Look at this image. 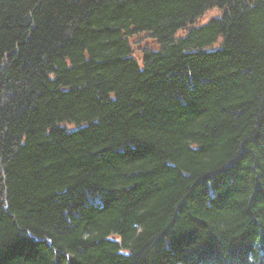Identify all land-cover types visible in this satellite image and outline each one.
Wrapping results in <instances>:
<instances>
[{
  "label": "trees",
  "instance_id": "1",
  "mask_svg": "<svg viewBox=\"0 0 264 264\" xmlns=\"http://www.w3.org/2000/svg\"><path fill=\"white\" fill-rule=\"evenodd\" d=\"M0 264H264V0H0Z\"/></svg>",
  "mask_w": 264,
  "mask_h": 264
},
{
  "label": "rangeland",
  "instance_id": "2",
  "mask_svg": "<svg viewBox=\"0 0 264 264\" xmlns=\"http://www.w3.org/2000/svg\"><path fill=\"white\" fill-rule=\"evenodd\" d=\"M221 16V11L218 9H211L207 11L199 20L196 25L204 24L208 22L210 19L214 17ZM131 45L133 48L134 55H136L137 58H141L142 51L146 46H150L152 48L155 47L154 42L150 41L146 36L142 35L140 37H134L131 39Z\"/></svg>",
  "mask_w": 264,
  "mask_h": 264
}]
</instances>
